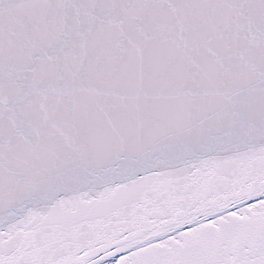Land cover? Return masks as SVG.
<instances>
[{
  "label": "snow or ice",
  "instance_id": "obj_1",
  "mask_svg": "<svg viewBox=\"0 0 264 264\" xmlns=\"http://www.w3.org/2000/svg\"><path fill=\"white\" fill-rule=\"evenodd\" d=\"M0 264H264V0H0Z\"/></svg>",
  "mask_w": 264,
  "mask_h": 264
}]
</instances>
